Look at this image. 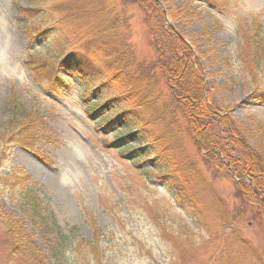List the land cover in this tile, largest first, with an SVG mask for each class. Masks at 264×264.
<instances>
[{"label": "rangeland", "instance_id": "rangeland-1", "mask_svg": "<svg viewBox=\"0 0 264 264\" xmlns=\"http://www.w3.org/2000/svg\"><path fill=\"white\" fill-rule=\"evenodd\" d=\"M67 1L77 9L73 20L112 31L110 36L121 43L124 52L158 75L157 49L152 41L159 28L151 26L154 20L146 16V4L124 0H98L91 7L88 2L92 0H50L49 4ZM156 2L163 11V28L190 46L211 98L226 110L224 114L233 119L246 142L253 145L256 135L264 131V96L241 71L237 28L251 30L258 23L264 39V0ZM27 6L25 0H0V125L6 119L7 100L14 94L26 109L42 114L57 140L55 144L40 140L32 150L8 148L0 141V157L4 158L0 173L15 169L29 175L26 187L35 191L42 214L53 219L58 229L51 227L41 232L36 227L39 220L22 210L21 190L0 184V234L2 218L20 220L26 237L46 256L48 264H81L76 252L59 262H54L48 253L58 230L67 234L71 228L75 231L74 245L81 244L82 248L83 243L93 242L103 252L101 264H264V198H259L263 203L260 205L240 194L235 182L247 178L240 179L223 164L219 166L222 160H215V166L209 154L194 146L195 134L185 131V122L180 120L183 152L195 156L202 179L215 189L226 207L222 214L215 213L207 188L201 198L208 226L198 225L195 219L201 217L179 208L163 186L151 182L111 143L124 129L109 132L103 128L105 134L97 131V116L87 115L84 99L77 94L82 82L70 76L72 89L56 92L31 76L25 57L48 54L40 40L35 48L17 26L18 20L25 21L19 8ZM86 29L75 35L84 36ZM55 52L52 46L48 53ZM93 63L83 87L91 92L90 99L103 101L116 96L108 82L112 75L105 72L103 60ZM258 76L264 82V76ZM158 87L166 91L162 79ZM115 111L106 107L104 114L112 116ZM240 242L251 253L243 256ZM5 253L0 240V264L6 262ZM9 264L21 263L12 260Z\"/></svg>", "mask_w": 264, "mask_h": 264}, {"label": "trees", "instance_id": "trees-1", "mask_svg": "<svg viewBox=\"0 0 264 264\" xmlns=\"http://www.w3.org/2000/svg\"><path fill=\"white\" fill-rule=\"evenodd\" d=\"M25 1L28 7L19 8L25 21L18 20L17 26L35 48L40 40V46L47 49L48 54L25 57L24 62L31 76L56 92L59 89L65 92L72 89L70 76L82 82L78 85L77 94L84 99L87 115L97 116V131L105 134L103 128L109 132L124 129L111 143L122 155H126L124 159L135 165L138 171L147 174L151 182L163 186L179 208L194 217H201L195 219L199 220L198 225L208 226L205 202L201 198L207 188L215 213L222 214L226 207L215 189L207 184L205 178L202 179V170L195 156L183 152V140L178 132L181 130L180 120L185 122V131L195 134L192 138L194 146L211 156L209 160L214 159V163L215 160H222L219 166L223 164L240 179L247 178V181L235 182L240 187V194L263 205L259 198H264V131L256 135L253 145L246 142L233 119L224 114L226 110L211 98L190 46L170 29L163 28V11L157 7L156 0L124 1L146 4V16L149 19L152 16L154 20L150 21L151 26L159 28L152 41L157 49L158 75L136 61L134 55L124 52L121 43L110 36L112 31H106L101 26L94 29L91 24L73 20V15H77L73 3ZM97 1L92 0L88 4L91 7ZM85 27V35L77 37L75 33ZM237 30L241 37L237 53L241 71L264 96V82L258 76H264L262 28L257 23L251 30L241 26ZM52 46L57 51L55 54L48 53ZM99 58L106 66L105 72L108 70L112 75L108 82L117 93L103 101L90 99L91 92L84 89L91 75L90 70L94 68L93 61ZM63 73L69 77H64ZM160 79L164 81L167 92L158 87ZM106 107H110L111 111L116 110L112 116L104 114ZM4 112L6 119L0 125V141L5 147L21 146L32 150L40 140L48 144L56 143L57 135L44 122L42 114L26 109L14 94H10ZM205 134L209 136L204 138ZM3 159L0 157V167ZM30 178L12 169L7 174L0 173V184H9L21 190L22 210L39 220L36 227L41 232L49 231L51 227L58 229L53 219L42 214L43 207L35 191L26 187ZM195 186L198 188L195 189ZM2 220L0 240L6 248L5 264L12 260H18L21 264H48L46 256L26 237L20 220ZM91 224L96 227L93 219ZM94 235L98 241L97 232ZM74 240L73 228L67 234L58 230L54 243L49 244L48 253L52 260L59 262L76 252L82 259L81 264L102 263L103 252L96 244L85 242L81 248V244L74 245ZM239 247L243 256L251 253L246 246L243 247L242 242Z\"/></svg>", "mask_w": 264, "mask_h": 264}]
</instances>
